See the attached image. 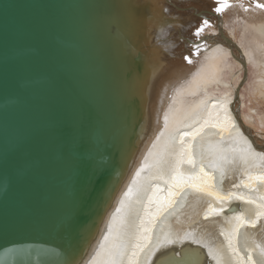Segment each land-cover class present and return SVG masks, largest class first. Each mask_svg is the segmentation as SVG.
Returning <instances> with one entry per match:
<instances>
[{
  "label": "bare ground",
  "instance_id": "bare-ground-1",
  "mask_svg": "<svg viewBox=\"0 0 264 264\" xmlns=\"http://www.w3.org/2000/svg\"><path fill=\"white\" fill-rule=\"evenodd\" d=\"M155 1L130 88L137 136L74 264H167L184 249L196 264H264V0H228L218 17L215 0Z\"/></svg>",
  "mask_w": 264,
  "mask_h": 264
},
{
  "label": "water",
  "instance_id": "water-1",
  "mask_svg": "<svg viewBox=\"0 0 264 264\" xmlns=\"http://www.w3.org/2000/svg\"><path fill=\"white\" fill-rule=\"evenodd\" d=\"M159 3L0 0V264L81 257L137 136Z\"/></svg>",
  "mask_w": 264,
  "mask_h": 264
},
{
  "label": "snow or ice",
  "instance_id": "snow-or-ice-1",
  "mask_svg": "<svg viewBox=\"0 0 264 264\" xmlns=\"http://www.w3.org/2000/svg\"><path fill=\"white\" fill-rule=\"evenodd\" d=\"M215 3L218 6L213 9L214 12H223V10L225 8L229 7L228 0H215ZM241 7H243V5H241ZM256 8L264 10V3H257ZM163 11L168 12V9L165 8V9H163ZM135 14H136V9L133 8L130 15H135ZM206 26H210L209 20L207 18L203 19L202 22L200 23V25L196 28L195 35L200 36L204 27H206ZM196 47L199 48L200 46L197 45ZM185 59H188V58L185 57ZM189 63H191L190 60H189ZM225 122L228 124L232 123V121L227 117L225 118ZM183 135H195V133H184ZM36 147L38 150H41V151L43 150V145L41 143H37ZM189 162L190 163L192 162L191 156H189ZM205 175H207V174H205ZM188 179H194V178L188 177ZM261 179H264V177H261ZM252 223H254V222H252ZM13 251H14V249H10V248L4 249V252L6 254H9ZM166 260H167V264H196V262L191 259V253H190L189 249H184L180 253L173 252L169 256L166 257ZM8 264H13V261L9 260Z\"/></svg>",
  "mask_w": 264,
  "mask_h": 264
}]
</instances>
